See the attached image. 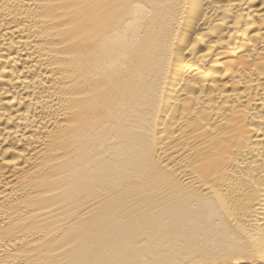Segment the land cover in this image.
Masks as SVG:
<instances>
[{"label":"bare ground","instance_id":"obj_1","mask_svg":"<svg viewBox=\"0 0 264 264\" xmlns=\"http://www.w3.org/2000/svg\"><path fill=\"white\" fill-rule=\"evenodd\" d=\"M0 264H264V0H0Z\"/></svg>","mask_w":264,"mask_h":264}]
</instances>
